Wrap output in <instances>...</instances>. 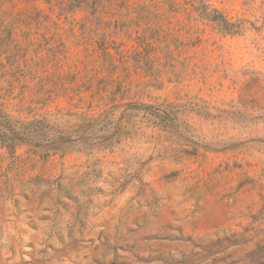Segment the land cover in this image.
Returning a JSON list of instances; mask_svg holds the SVG:
<instances>
[{
    "label": "rangeland",
    "instance_id": "1",
    "mask_svg": "<svg viewBox=\"0 0 264 264\" xmlns=\"http://www.w3.org/2000/svg\"><path fill=\"white\" fill-rule=\"evenodd\" d=\"M101 1L94 13L0 0L3 111L74 137L76 115L114 105L166 106L177 119H121L117 107L114 124L65 154L0 148V264H253L264 242V0H205L231 32L197 0ZM107 136L112 145L90 148Z\"/></svg>",
    "mask_w": 264,
    "mask_h": 264
},
{
    "label": "trees",
    "instance_id": "2",
    "mask_svg": "<svg viewBox=\"0 0 264 264\" xmlns=\"http://www.w3.org/2000/svg\"><path fill=\"white\" fill-rule=\"evenodd\" d=\"M199 8L206 13V17L209 20L215 21L225 32H231L232 23L216 8L211 7L205 0H197ZM94 4V5H91ZM69 5L71 7H82V9L92 8L94 13L97 11L99 6L102 5L101 0H69ZM106 48H104L105 50ZM120 93H125L129 91L130 84H124L123 81L119 82ZM121 108L120 118H127L128 116H135L138 111L142 112L143 117L147 119H152L155 123L160 125H166L167 123L173 124L176 119V112L168 110L166 106H153L144 103H128L127 105H114L111 109L112 112H106L102 117H87V116H77L80 120L76 123L77 128L74 130L77 132L78 136H72V131L62 130L57 131L52 130V126L49 125V120L43 117L42 119H34L30 123H24L19 120L13 119L9 114L3 111L2 105H0V148L8 149L9 153H13L16 146L22 143H31L34 147H44L46 149H51L54 152L61 151L63 154L74 148L75 143L82 141V134L91 133L94 129H103L106 124H114L115 119L110 116L114 114V108ZM69 116L75 115L74 113H66ZM100 125V126H99ZM113 126V125H112ZM52 135V136H50ZM105 140L110 142L101 143H90V148L94 147H107L112 145V138L107 136ZM104 140V141H105ZM253 264H264V242L258 243L254 251ZM256 261V262H255Z\"/></svg>",
    "mask_w": 264,
    "mask_h": 264
}]
</instances>
